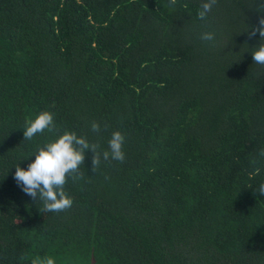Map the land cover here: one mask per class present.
Segmentation results:
<instances>
[{
	"label": "trees",
	"instance_id": "trees-1",
	"mask_svg": "<svg viewBox=\"0 0 264 264\" xmlns=\"http://www.w3.org/2000/svg\"><path fill=\"white\" fill-rule=\"evenodd\" d=\"M202 2L0 0V264H264V9ZM45 111L56 131L24 140ZM65 131L101 152L119 131L125 160L86 151L45 212L15 167Z\"/></svg>",
	"mask_w": 264,
	"mask_h": 264
},
{
	"label": "clouds",
	"instance_id": "clouds-1",
	"mask_svg": "<svg viewBox=\"0 0 264 264\" xmlns=\"http://www.w3.org/2000/svg\"><path fill=\"white\" fill-rule=\"evenodd\" d=\"M175 3L176 0H169L165 6L171 9ZM216 4L217 0L202 2L201 10L198 13L199 19H206ZM256 4L259 8L264 9V2L256 0ZM257 33L260 41L264 40V18H260L258 26L253 27L248 32L249 39ZM200 39L212 43L215 41V34L204 32L201 33ZM251 55L253 63L264 68V44L259 43ZM100 130V124L93 121L91 131L98 133ZM45 131L52 133L56 131L53 114L47 111L41 112L35 119L25 121L23 138L30 141L34 136ZM124 141L125 137L121 132H113L108 141L109 150L101 152L97 143H90L86 137H78L74 132L65 131L54 141L46 143L43 147H38L33 155L35 159L28 164L26 170L19 165L16 166L13 179L24 194L35 201L43 202V211H66L72 207L73 200L66 194L64 186L68 178L73 181L83 178L84 174L80 172V169L85 160V152L90 151L92 153L91 170L95 173L102 160L124 162ZM250 163L254 164L255 161L252 160ZM258 194L264 197V183L260 184ZM33 264H55V261L49 257L43 261H33Z\"/></svg>",
	"mask_w": 264,
	"mask_h": 264
}]
</instances>
